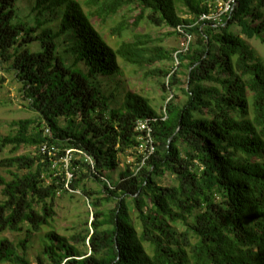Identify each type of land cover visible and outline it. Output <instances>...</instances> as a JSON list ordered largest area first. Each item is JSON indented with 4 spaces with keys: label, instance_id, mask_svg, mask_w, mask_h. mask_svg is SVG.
<instances>
[{
    "label": "trees",
    "instance_id": "trees-1",
    "mask_svg": "<svg viewBox=\"0 0 264 264\" xmlns=\"http://www.w3.org/2000/svg\"><path fill=\"white\" fill-rule=\"evenodd\" d=\"M30 1L22 18L17 0H0V67L36 117L0 138V158L11 148L0 160L11 175H0V264H264V60L246 40L264 47V0H236L220 23L201 18L227 0ZM124 11L119 36L147 22L191 36L188 48L150 49L151 36L136 35L114 49L92 19ZM122 62L158 81L159 111L127 90ZM152 118L156 152L141 167L136 124ZM23 147L36 150L17 155ZM73 195L93 221L70 237L51 229L29 259L30 236Z\"/></svg>",
    "mask_w": 264,
    "mask_h": 264
},
{
    "label": "rangeland",
    "instance_id": "rangeland-1",
    "mask_svg": "<svg viewBox=\"0 0 264 264\" xmlns=\"http://www.w3.org/2000/svg\"><path fill=\"white\" fill-rule=\"evenodd\" d=\"M19 6V14L22 18L29 17L32 15L30 8V0H17ZM221 11V4L218 5ZM124 12H121L119 15L114 18H109L105 22H102L99 18H93L92 21L99 30V32L105 37L108 43L114 48L118 49L119 46L124 41H130L136 35H149L155 41V43L150 44L149 48L152 49L155 46H161L166 50H178L182 49L184 46V39L180 36L170 35V30L167 27L158 28L147 22H143L139 28L134 29L130 27L129 31L125 32L123 36H119L115 33V30L124 22L123 18ZM130 16H126V21H130ZM246 39V38H245ZM247 42L255 48L259 56L264 60V47L258 40H248ZM125 67L124 76L120 78L121 82H126L124 85L127 87V90L137 91L145 96L149 100H152L154 108L159 111L160 107L162 108L163 102L161 99V93L157 90L158 81L156 79H146L143 75L144 72L139 68L132 67L129 64L121 63ZM163 63L158 64L157 66H163ZM176 65V64H175ZM173 62L167 61L165 66L167 69H173ZM184 73V72H183ZM181 79H184V76H181ZM112 85L117 84L116 81L111 82ZM22 85L18 82L15 77V74L12 71H8L4 65L0 67V138L6 137L14 133V129L11 124L14 121L25 120V119H35V114H33L27 107V101L24 100L21 93ZM176 93V92H175ZM181 98L182 94L177 93ZM174 95V94H173ZM124 95H121L123 98ZM171 93H169L168 99H171ZM62 123H65L62 121ZM36 147H23L17 155L34 153ZM11 154V148L7 149L3 156L0 158H7ZM68 156V154H67ZM72 157V153L71 156ZM70 157L62 159L67 168L69 163H66V159L70 161ZM68 161V162H69ZM0 175L6 179H10L11 175L8 170L0 167ZM114 178L117 177V174L114 173ZM164 185H172L173 179L164 180ZM91 187H96L94 182H89ZM2 187L0 186V199H2ZM56 212L57 215L52 222L50 229H45L41 233H34L30 236L29 243V259L35 262L36 257L40 254L42 250L41 238L49 231L54 230L60 236L70 237L73 233L79 228L81 221H85L89 215V225L93 221L92 218V209L88 206V202L85 200L82 195H73V197L65 196L60 198L57 203ZM179 229L183 230L184 228L179 226ZM27 234V233H26ZM28 235V234H27ZM4 237L18 243L20 240L26 238L25 233L16 234V233H5Z\"/></svg>",
    "mask_w": 264,
    "mask_h": 264
},
{
    "label": "built area",
    "instance_id": "built-area-1",
    "mask_svg": "<svg viewBox=\"0 0 264 264\" xmlns=\"http://www.w3.org/2000/svg\"><path fill=\"white\" fill-rule=\"evenodd\" d=\"M236 0H227L225 2H218V5L221 4V11H220V7L217 5V11L215 13L212 14H204L201 18L202 21H213V22H218L220 23L222 21V15L224 14H228L230 12L233 11L234 6H235ZM218 26V25H217ZM191 41V36H187L186 41L184 42V46L183 48H188V44ZM178 64V63H177ZM1 65V63H0ZM166 117H163L162 120H165ZM157 122L156 118H152V119H147L145 121H139L136 124V132L141 133V137L139 138V146L137 148V154L140 155L142 157V162H141V167L146 165L151 156H153L156 152V146H155V142L154 139L152 137V133H153V128H152V124ZM43 152H48L49 154L54 153L56 150L54 148L49 149L48 146H44L42 149ZM71 156V151L68 152V156L66 155L65 158L70 157ZM64 158V159H65ZM88 160L92 163V160L87 157ZM71 159V157H70ZM69 160L66 159V163L68 164ZM134 162V158L130 157L128 163H132ZM140 167V168H141ZM69 177H71V175L69 174Z\"/></svg>",
    "mask_w": 264,
    "mask_h": 264
}]
</instances>
